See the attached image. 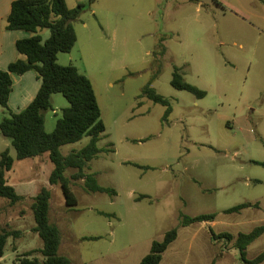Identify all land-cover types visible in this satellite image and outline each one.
<instances>
[{
  "label": "rangeland",
  "instance_id": "obj_1",
  "mask_svg": "<svg viewBox=\"0 0 264 264\" xmlns=\"http://www.w3.org/2000/svg\"><path fill=\"white\" fill-rule=\"evenodd\" d=\"M66 1L71 8L89 3ZM73 24L77 43L58 62L92 81L106 126L86 172L117 194L87 192L83 179L71 180L78 206L68 207L61 186L49 182L54 165L48 153L18 160L0 132V155L9 147L15 158L8 183L34 197L51 190L60 254L73 264H140L153 241L175 227L178 238L161 264H242L235 240L215 242L209 228L236 238L264 225V0H94ZM40 34L46 41L51 32ZM176 67L206 96L174 88ZM148 85L169 99L168 118L167 107L144 93ZM68 106L62 94L52 96L53 109L45 113L49 133ZM6 116L0 106V121ZM89 142L85 136L61 152ZM25 196L15 205L0 197V227L21 231L9 239L0 264L43 246L33 231L34 197ZM243 203L260 206L225 213ZM210 213L217 214L211 225L179 226L181 214ZM262 252L264 234L247 257Z\"/></svg>",
  "mask_w": 264,
  "mask_h": 264
},
{
  "label": "trees",
  "instance_id": "obj_2",
  "mask_svg": "<svg viewBox=\"0 0 264 264\" xmlns=\"http://www.w3.org/2000/svg\"><path fill=\"white\" fill-rule=\"evenodd\" d=\"M89 3H81L75 8L68 6L66 0H15L11 12L6 19L7 30L26 31L30 37L20 39L16 43L21 58L12 62L7 70L0 69V106L7 116L0 121L1 134L11 140L18 160L40 157L48 153L54 168L50 175L51 185H60L70 208L78 206V198L71 189V180H84L87 192L106 193L116 196L114 188L103 187L94 175L86 172L90 162L100 152L98 142L105 132L106 126L102 120V111L95 93L92 81L74 65H61L58 62L60 53H69L75 47L78 37L73 22L89 7ZM221 5L220 2L216 1ZM48 29L50 37L43 41L41 31ZM34 71L42 81L41 87L33 101L23 110L14 112L9 106L13 91L12 74L24 75ZM171 84L178 90L188 91L198 98L206 96L207 92L188 83L176 67ZM62 94L69 106L57 120L52 132L46 130L45 113L52 108V96ZM144 93L155 103L167 107L165 118L172 112V106L166 97L159 94L148 85ZM90 137L89 144L83 149L64 156L61 147L77 143L83 137ZM258 163V162H255ZM15 164L11 149L7 148L0 155V197L7 199L11 205L26 199L17 193L14 186L8 183L7 173ZM260 164V163H258ZM136 165V164H135ZM138 166V165H136ZM140 167V166H139ZM77 172L70 178L66 175L68 169ZM52 193L48 188H42L33 198L31 209L35 226L33 231L43 242L42 248L32 250L19 256L14 264H73L72 260L60 254L62 231L51 221ZM148 198L142 196L139 199ZM260 203H243L225 210L232 214L243 209L258 207ZM217 214H200L196 216L180 215L181 227H189L196 223H212ZM178 227L164 235L163 240L153 241L149 253L143 257L140 264H161L164 253L178 238ZM211 239L215 242L234 241L242 264H261L264 262V252L254 259L247 257L248 247L264 234V225L255 227L249 233H239L236 238L229 232L216 233L210 226ZM21 231L0 227V257L4 256L9 239L20 238ZM86 240H97L99 237H85ZM40 253L42 259L35 256ZM216 264V259L212 261Z\"/></svg>",
  "mask_w": 264,
  "mask_h": 264
},
{
  "label": "crops",
  "instance_id": "obj_3",
  "mask_svg": "<svg viewBox=\"0 0 264 264\" xmlns=\"http://www.w3.org/2000/svg\"><path fill=\"white\" fill-rule=\"evenodd\" d=\"M13 1L15 0H0V69L2 70H7L12 62L21 58L16 47L17 41L31 36L26 31L6 29V19L11 12ZM12 79L13 91L9 99V106L14 112H19L33 101L41 87L42 81L34 71H29L20 76L12 74ZM25 185L27 187L30 183ZM25 192L27 191L24 189L21 195L31 196ZM205 224L211 225L212 223Z\"/></svg>",
  "mask_w": 264,
  "mask_h": 264
}]
</instances>
